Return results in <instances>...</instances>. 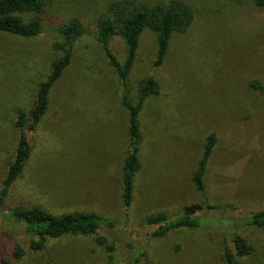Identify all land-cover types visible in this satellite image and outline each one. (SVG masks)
<instances>
[{"label": "rangeland", "instance_id": "rangeland-1", "mask_svg": "<svg viewBox=\"0 0 264 264\" xmlns=\"http://www.w3.org/2000/svg\"><path fill=\"white\" fill-rule=\"evenodd\" d=\"M111 1L52 0L39 35L0 32L1 189L18 146L17 114L30 112L52 61L62 56L53 47L58 27L73 17L86 26L51 91L48 113L28 132L31 155L6 205H40L55 214L94 211L117 222L115 230L65 235L39 251L27 247L14 264H132L135 249L150 264H225V242L233 244L235 230L254 247L240 264H264V227L246 223L252 211L264 208V8L254 0H185L195 13L193 24L173 34L160 66L154 65L157 34L146 29L124 90L96 38V19ZM111 47L124 62L123 38L115 36ZM150 75L160 94L149 97L140 114L142 166L126 212L129 114L122 97L136 100L140 80ZM213 133L217 143L202 196L192 177ZM205 201L215 208L199 214V227L157 236V226L145 224L151 213L172 215ZM5 216L0 214V264L3 255L12 256L14 241H29ZM97 236L115 241L114 250Z\"/></svg>", "mask_w": 264, "mask_h": 264}, {"label": "trees", "instance_id": "trees-1", "mask_svg": "<svg viewBox=\"0 0 264 264\" xmlns=\"http://www.w3.org/2000/svg\"><path fill=\"white\" fill-rule=\"evenodd\" d=\"M52 0H0V32H8L21 37H35L42 32L43 15ZM255 4L264 8V0H254ZM195 20L192 7L185 0H113L96 19V38L104 49L110 64L116 69L124 90L128 85L129 75L136 62L140 38L146 29L157 34V54L155 66H160L168 53L174 33H184ZM60 38L53 44L62 56L52 61L47 77L39 84L34 106L29 113L20 110L15 121L18 133V146L8 173L0 189V214L20 229L28 237V245L14 241L12 256L3 255L1 264H14L25 256L27 247L33 251L44 249L51 239L65 235H92L104 229L115 230L117 222L94 211H70L55 214L40 205L30 207L7 206L6 196L9 188L22 174L26 162L31 155L28 132L34 131L40 121L48 113L50 95L55 83L62 77L70 65L74 47L79 38L86 32V26L80 17H73L58 27ZM115 36H120L127 44V56L120 62L111 47ZM254 86L258 84L252 83ZM259 86V85H258ZM160 94V83L150 75L140 80L137 99L133 100L127 93L122 102L129 114V141L124 160L122 183L123 201L126 212L132 206L135 193L136 175L142 166L139 144L141 139L140 114L146 100ZM217 143L213 133L204 144L203 154L193 173L192 180L202 196H205V175L212 151ZM206 208L215 206L205 203L186 205L181 211L173 213L158 211L147 215L145 224L157 226L154 235L161 236L168 231L183 227H199V214ZM248 225L264 227V208L252 211L246 219ZM99 243L106 244L108 251L115 248V241L107 243L103 236H97ZM233 244L225 242V264H240L243 257L254 252L253 245L238 231H234ZM129 248L131 243H127ZM132 264H150L144 251L135 249ZM112 258V255H110Z\"/></svg>", "mask_w": 264, "mask_h": 264}]
</instances>
